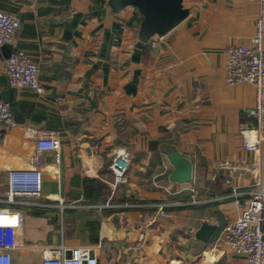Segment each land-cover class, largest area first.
I'll return each mask as SVG.
<instances>
[{"label":"crops","instance_id":"obj_1","mask_svg":"<svg viewBox=\"0 0 264 264\" xmlns=\"http://www.w3.org/2000/svg\"><path fill=\"white\" fill-rule=\"evenodd\" d=\"M182 4L187 17L161 36V48H152L138 38L142 15L132 6L115 11L109 0H0V10L19 21L12 50L38 64L45 87L39 95L10 86L0 51V101L17 122L0 135V198L10 170L42 171L38 199L0 202L23 218L14 264H41L46 248L60 246L66 254L91 247L98 264H246L222 232L250 196L258 159L264 175V129L258 153L242 147L238 127L254 89L248 82L228 84L225 65L227 48L253 34L258 5ZM26 127L56 133L60 149L41 151L37 161ZM165 142L192 162L190 182L169 180ZM119 148L131 164L127 181L112 193L108 165ZM85 178L109 187L105 200L85 197ZM204 221L217 225L208 242L195 237Z\"/></svg>","mask_w":264,"mask_h":264},{"label":"built area","instance_id":"obj_2","mask_svg":"<svg viewBox=\"0 0 264 264\" xmlns=\"http://www.w3.org/2000/svg\"><path fill=\"white\" fill-rule=\"evenodd\" d=\"M258 5V14L253 34L247 43L230 46L226 50L225 79L228 84L248 82L253 86V104L246 110V120L239 124L238 132L242 147L254 153L259 145L264 129V0H254ZM19 29L18 19L11 13L0 10V49L5 43H11ZM152 48H161V36H155L147 43ZM3 70L8 83L14 88H28L35 94L45 93V87L39 80V66L21 49H14L3 59ZM17 126L9 105L0 101V135L4 129ZM27 135L35 138L36 158L39 161L41 151L57 152L60 139L56 133H38L34 128L26 127ZM259 159L254 166L252 190L236 219L223 227V241L237 254L243 256L246 264H264V175H261ZM131 164L124 148H119L111 157L108 165L113 174L112 193L119 183L127 181V172ZM226 183L230 181L225 180ZM42 190V171L36 166L29 169L10 170L6 188L0 202L19 204L24 200L38 199ZM193 191V189H191ZM236 194V188H232ZM191 201H195L191 195ZM108 202L105 206H109ZM163 204H157L162 210ZM15 208L0 204V264H14L11 252L19 247L16 230L23 225V218ZM144 236L141 233L139 238ZM62 246L48 247L43 251L41 264H98L91 247L72 248L69 254Z\"/></svg>","mask_w":264,"mask_h":264},{"label":"water","instance_id":"obj_3","mask_svg":"<svg viewBox=\"0 0 264 264\" xmlns=\"http://www.w3.org/2000/svg\"><path fill=\"white\" fill-rule=\"evenodd\" d=\"M109 4L115 11L126 6L135 7L138 10L142 15L138 28V38L143 44H147L155 36L165 35L188 15V9L183 6L182 0H109ZM0 51L6 53L5 58L8 57L13 51L11 43L3 44ZM161 152L172 167L169 180L179 183L190 182L192 162L171 143H163ZM60 159L61 153L59 152V162ZM60 191L61 196H63L62 173ZM216 229V224L204 221L196 230L195 237L203 242H208Z\"/></svg>","mask_w":264,"mask_h":264},{"label":"trees","instance_id":"obj_4","mask_svg":"<svg viewBox=\"0 0 264 264\" xmlns=\"http://www.w3.org/2000/svg\"><path fill=\"white\" fill-rule=\"evenodd\" d=\"M83 189L85 197L90 200L100 198L105 200L110 193L109 187L93 178H85L83 180Z\"/></svg>","mask_w":264,"mask_h":264}]
</instances>
